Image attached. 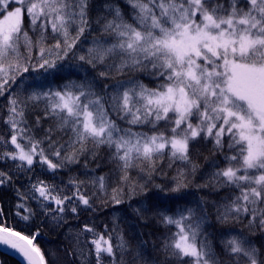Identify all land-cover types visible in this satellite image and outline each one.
Listing matches in <instances>:
<instances>
[{"label":"snow or ice","instance_id":"1","mask_svg":"<svg viewBox=\"0 0 264 264\" xmlns=\"http://www.w3.org/2000/svg\"><path fill=\"white\" fill-rule=\"evenodd\" d=\"M5 189L26 264H264V0H0Z\"/></svg>","mask_w":264,"mask_h":264},{"label":"trees","instance_id":"2","mask_svg":"<svg viewBox=\"0 0 264 264\" xmlns=\"http://www.w3.org/2000/svg\"><path fill=\"white\" fill-rule=\"evenodd\" d=\"M210 147V146H209ZM203 152V155L207 156L209 153L207 150L201 149ZM203 163V161H201ZM103 171H107V169H103ZM157 183L161 182V179H157ZM201 181H197V183H200ZM205 193L197 192L196 195H204ZM215 198V197H212ZM0 199H2L5 202V205L7 206V203L11 199V193L8 190H0ZM109 214H105L103 217H98V219H105ZM9 223H12V218L10 217ZM41 228V233L38 237L37 243H39L43 248L47 249L49 252L56 253L58 256L61 257V260L58 262V264H65L64 260V254L62 251H58L62 248L63 244L66 243L65 237L63 233H57L56 231L49 230L48 227H46L44 224L40 223V220L37 219L33 225V230L35 227ZM143 231H149L151 228L148 229H142ZM158 235V233H157ZM152 239V238H149ZM0 261L3 262V264H24L21 259L16 257L13 254L4 252L0 250Z\"/></svg>","mask_w":264,"mask_h":264},{"label":"water","instance_id":"3","mask_svg":"<svg viewBox=\"0 0 264 264\" xmlns=\"http://www.w3.org/2000/svg\"><path fill=\"white\" fill-rule=\"evenodd\" d=\"M0 250H1V251H4V252L12 253V254H14V255H16V256H18L19 258L22 259V257H21L19 254H17V253L15 252V250H11V249H9L7 246L0 245ZM22 260H23V259H22ZM23 261H24V260H23ZM24 262H25V261H24ZM25 264H26V262H25Z\"/></svg>","mask_w":264,"mask_h":264}]
</instances>
